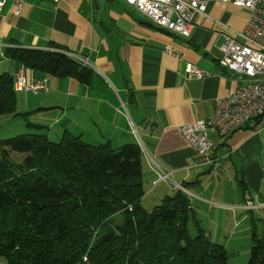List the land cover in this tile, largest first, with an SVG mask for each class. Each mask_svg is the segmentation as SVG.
<instances>
[{"label":"crops","instance_id":"crops-1","mask_svg":"<svg viewBox=\"0 0 264 264\" xmlns=\"http://www.w3.org/2000/svg\"><path fill=\"white\" fill-rule=\"evenodd\" d=\"M247 20L245 9L210 3L183 38L154 25L125 0H4L0 75L14 78L23 70L27 81L44 77L8 60L7 48L61 51L87 59L92 74L87 85L71 78L51 84L55 77L45 76L52 95L22 102L26 115L17 118H23L25 129L16 136L50 140L55 128L59 137L68 132L90 145L137 144L143 152L145 209L143 204L153 208L180 190L191 207L188 223L196 228L198 221L216 244L219 233L205 227L204 219L215 231L243 223L264 228V129L245 125L226 137L208 133L212 164L204 163L180 133L183 125L209 119L216 100L237 87L235 77L219 66L216 45L220 34L242 31ZM189 67L202 77H189ZM10 128L0 139L13 133ZM24 157L9 154L18 164ZM246 194L255 210L243 208Z\"/></svg>","mask_w":264,"mask_h":264},{"label":"trees","instance_id":"trees-1","mask_svg":"<svg viewBox=\"0 0 264 264\" xmlns=\"http://www.w3.org/2000/svg\"><path fill=\"white\" fill-rule=\"evenodd\" d=\"M4 55L41 76L86 85L92 77L62 52L7 48ZM13 79L0 75V116L15 114ZM10 153L25 157L14 164ZM142 161L137 144L90 145L68 132L57 143L40 134L0 140V258L6 264H228L223 246L198 221L196 236L188 234L192 213L182 191L150 210L142 206ZM116 214L122 222L111 226ZM251 243L248 264H264V229L252 230Z\"/></svg>","mask_w":264,"mask_h":264},{"label":"built area","instance_id":"built-area-1","mask_svg":"<svg viewBox=\"0 0 264 264\" xmlns=\"http://www.w3.org/2000/svg\"><path fill=\"white\" fill-rule=\"evenodd\" d=\"M57 4L58 0H50ZM154 25L179 37L188 38L197 16L205 15L208 4L230 3L248 11V20L242 31L220 34L216 50L220 54L218 64L238 82L235 90L216 100L211 117L183 125L180 133L195 149L204 163L212 164V141L208 133L226 137L247 125L255 132L264 129V0H125ZM4 0H0V8ZM172 53L171 51H167ZM81 65L88 67L87 59L70 55ZM189 77L201 78V71L189 67ZM16 92H47V79L26 80L24 71L18 70L13 79ZM168 179V174L162 176ZM245 210H255L257 205L245 195Z\"/></svg>","mask_w":264,"mask_h":264},{"label":"rangeland","instance_id":"rangeland-1","mask_svg":"<svg viewBox=\"0 0 264 264\" xmlns=\"http://www.w3.org/2000/svg\"><path fill=\"white\" fill-rule=\"evenodd\" d=\"M45 77V76H44ZM51 79V84L52 80H57L56 78H50ZM48 92V91H47ZM46 92V93H47ZM45 92H16L15 97H16V106H15V114H20V113H25L22 111V102H24L28 99L31 101V99H35L37 97H50L52 95V91L46 94ZM15 114H9L6 116H0V136H5L7 131L10 132L9 130L11 129L10 126L13 129V133L9 135L8 137H2V139H7L14 137L18 135V132H23L24 131V120L23 118H14ZM13 117V118H12ZM52 133L49 136V139L51 142L57 143L60 141L61 137L59 135L57 136L56 134L58 133L57 130L54 128L51 131ZM13 134V135H12ZM35 134V133H34ZM12 162L14 164H18L16 161V158H12ZM235 186V182L233 183ZM189 196V195H188ZM190 197V196H189ZM147 209H150L151 207H148L147 204H143ZM208 215V214H207ZM206 215V216H207ZM203 216V215H202ZM111 226L119 225L122 222V215L121 214H116L113 217H111ZM204 226L207 227L210 231L212 232H217L219 233L220 236V245L223 246V248L226 251L227 255V263L228 264H248L249 257H250V249L252 246L251 243V232L254 230L258 235L262 233L263 231V225L260 223H256L254 226L253 224L249 223H243V224H238V225H228L226 226L227 229H220L215 231L213 228L210 227V224L207 223L208 220L204 219ZM188 234L191 237L196 236V228L194 227L193 221L191 220L188 223L187 226Z\"/></svg>","mask_w":264,"mask_h":264},{"label":"bare ground","instance_id":"bare-ground-1","mask_svg":"<svg viewBox=\"0 0 264 264\" xmlns=\"http://www.w3.org/2000/svg\"><path fill=\"white\" fill-rule=\"evenodd\" d=\"M52 51V50H51ZM55 52H61V51H55ZM70 56V55H69ZM71 58V57H70ZM71 59H73V58H71ZM74 60V59H73ZM16 92V91H15Z\"/></svg>","mask_w":264,"mask_h":264}]
</instances>
